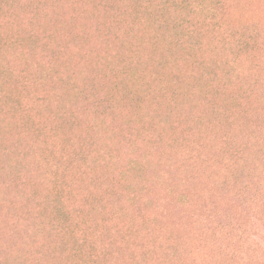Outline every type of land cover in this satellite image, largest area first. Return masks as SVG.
I'll return each instance as SVG.
<instances>
[{"label":"rangeland","instance_id":"374dc122","mask_svg":"<svg viewBox=\"0 0 264 264\" xmlns=\"http://www.w3.org/2000/svg\"><path fill=\"white\" fill-rule=\"evenodd\" d=\"M163 2L0 0V264H264V0Z\"/></svg>","mask_w":264,"mask_h":264},{"label":"trees","instance_id":"16d2710c","mask_svg":"<svg viewBox=\"0 0 264 264\" xmlns=\"http://www.w3.org/2000/svg\"><path fill=\"white\" fill-rule=\"evenodd\" d=\"M206 1L207 0H200V5H205L204 3ZM197 2L198 0H192L191 6L197 4ZM163 5L167 6L169 10H171V7H173L174 11H179L182 14L188 13V9L190 7V4L188 5V0H164Z\"/></svg>","mask_w":264,"mask_h":264}]
</instances>
